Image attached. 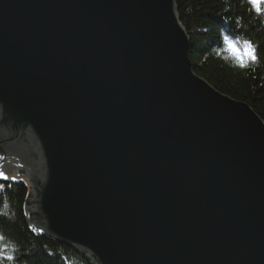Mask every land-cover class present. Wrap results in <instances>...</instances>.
<instances>
[{
	"label": "water",
	"instance_id": "1",
	"mask_svg": "<svg viewBox=\"0 0 264 264\" xmlns=\"http://www.w3.org/2000/svg\"><path fill=\"white\" fill-rule=\"evenodd\" d=\"M188 49L175 0H0L29 223L93 264H264V121Z\"/></svg>",
	"mask_w": 264,
	"mask_h": 264
},
{
	"label": "trees",
	"instance_id": "2",
	"mask_svg": "<svg viewBox=\"0 0 264 264\" xmlns=\"http://www.w3.org/2000/svg\"><path fill=\"white\" fill-rule=\"evenodd\" d=\"M175 6L189 37L193 71L216 90L246 102L264 121V19L255 16L245 0H175ZM221 29L246 35L255 45L257 61L244 69L232 68L211 54ZM29 191L21 176L0 177V232L18 245L12 264H93L77 248L55 241L28 222Z\"/></svg>",
	"mask_w": 264,
	"mask_h": 264
},
{
	"label": "clouds",
	"instance_id": "3",
	"mask_svg": "<svg viewBox=\"0 0 264 264\" xmlns=\"http://www.w3.org/2000/svg\"><path fill=\"white\" fill-rule=\"evenodd\" d=\"M245 2L250 6V11L254 12L255 16L264 19V0H245ZM254 48L255 45L243 33L235 35L228 30L221 29L219 43L211 49V54L229 67L244 69L258 59L254 56ZM5 204L7 205L6 200ZM0 246H6L9 249L7 254L12 255L18 249L16 242L3 232H0ZM9 264H12V261H9Z\"/></svg>",
	"mask_w": 264,
	"mask_h": 264
},
{
	"label": "snow or ice",
	"instance_id": "4",
	"mask_svg": "<svg viewBox=\"0 0 264 264\" xmlns=\"http://www.w3.org/2000/svg\"><path fill=\"white\" fill-rule=\"evenodd\" d=\"M253 51H254V56H256L255 50H253ZM0 175H3V173H0ZM7 253H9V249L6 246H0V264H3L5 259L7 261H13L14 260V255L7 254Z\"/></svg>",
	"mask_w": 264,
	"mask_h": 264
}]
</instances>
